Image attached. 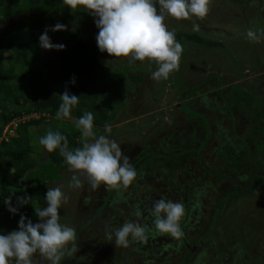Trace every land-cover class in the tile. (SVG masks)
<instances>
[{"label":"rangeland","instance_id":"obj_1","mask_svg":"<svg viewBox=\"0 0 264 264\" xmlns=\"http://www.w3.org/2000/svg\"><path fill=\"white\" fill-rule=\"evenodd\" d=\"M17 6H7L6 14L0 18V34L7 32L6 39L10 38L14 43L22 41L27 46L24 52L17 48L7 51L3 57L6 70L11 68V73L17 76L10 83L14 88L13 95L19 97V102H13V96L4 98V94L0 93V104L4 101L9 112L25 105L22 97L27 93L26 77L30 68L42 69L50 84L61 88L54 49L42 48L37 42L39 34L25 27L29 19H35L36 28H51V13L36 5L27 10ZM156 7L159 10L158 2ZM238 9L233 5L227 6L224 1L211 0L204 20L193 17L178 21L166 16L165 24L170 31L180 32L181 36L175 38L183 47L179 71L171 73L167 80L158 82L151 78V73L157 69L154 63L147 60L130 63L125 57L114 58L107 52H100L97 45L94 46L104 64L135 65L122 73L126 80V98L121 105L115 106V101L110 97L102 99V106L108 105L112 112V117L106 122L111 126V133L105 132V125L94 126L97 136L105 135L120 145L122 153L129 156L130 164L140 147H145L149 154L162 153L165 146L175 143L178 135L194 131L193 127L197 131H194L197 136L194 146L198 144L203 138L201 121L189 116L183 106L202 114L209 124V132L198 155L194 152L184 154L182 164L187 173L183 178L177 176L175 184H171L165 172L146 174L138 171L135 165L137 177L127 189L109 190L101 185L93 191L84 177H80L83 182L81 187H69L73 172L69 167L61 169L60 177L53 180L49 188L61 187L68 197L67 203H62L59 209V222L75 230L78 251L72 257L63 258L60 264H264V186L259 185L234 202H225L211 233L216 241L206 235L219 199L229 190L241 188L251 180L234 175L230 180H223L215 174L218 172L229 176L230 168L234 166L233 160L230 162L224 156L220 145L223 141L221 143L220 140L226 137L233 147L237 134L241 135L249 124L242 108L239 106L238 109L231 101L230 90L234 84H238L249 91L261 93L264 98V35H260L264 30V20L261 17L250 22L251 17L247 16L241 25L233 16L239 13ZM250 9H247L248 12ZM226 16L230 21H226ZM95 19L86 15L76 26L97 28ZM194 24L199 25L198 30L193 29ZM248 29L260 35L259 42L246 37ZM190 34L199 36L203 41L191 40ZM49 37L51 43L55 44L54 36ZM207 41L213 43L207 45ZM132 76L138 78L135 80ZM224 103L231 105L232 114ZM56 113L46 110L32 112L30 116L23 113L28 119L39 120L38 124L29 127L30 142L35 153H43L44 147L39 144V138L49 130L53 131L54 127L76 132L82 147L75 118H57ZM6 124H3V130ZM262 134L259 130L248 134L246 141L253 147L251 149L261 150L264 129ZM1 139H8L3 131ZM253 141L256 143L254 146ZM242 149V145L236 146L231 154H242ZM152 157L149 162L154 160ZM0 162V169L8 167L4 158ZM17 192L19 189H0L2 210L8 208L5 199ZM160 198L180 202L185 207L181 220L184 235L179 240L168 235L153 234L155 230L149 210ZM137 206L141 210L139 218L134 215ZM14 207L18 212L27 209L28 213L24 216L33 223L39 219L35 211L38 204L33 199L26 205L19 202ZM46 207L47 202L41 209ZM126 220L149 225L151 231L148 240L130 241L126 248L116 247L115 230L122 227ZM38 261L40 255L36 253L33 264ZM42 264L47 262L43 261Z\"/></svg>","mask_w":264,"mask_h":264},{"label":"trees","instance_id":"obj_2","mask_svg":"<svg viewBox=\"0 0 264 264\" xmlns=\"http://www.w3.org/2000/svg\"><path fill=\"white\" fill-rule=\"evenodd\" d=\"M18 5L17 8L27 10L36 5L37 8L51 13L49 18L52 19V27L57 23L66 25V30L51 31L48 29V36H54L55 44H63L65 47L62 50L54 49L56 61V72L60 78L61 88L53 87L46 79V73L40 69H28L29 75L26 77L27 93L23 95L22 100L24 106L14 109L9 112L3 101L0 104V136L3 131V124L8 123L13 118H21L23 113L30 114L36 111H48L55 113L58 111L60 103H62L60 95L67 90L70 94L79 97V103L72 109L71 116L77 120L86 111L92 112L94 116V126H103L112 117V112L108 105L102 106L101 102L104 97H110L115 101V106H120L121 102L126 98V80L123 72L134 68L135 65L124 63L114 66L112 64H104L103 58L100 56L94 46L97 45L96 36L99 32L98 28H86V26H76L79 20L86 18V15L94 18L89 12L83 8L73 12L69 7L64 5L63 0H0V18L7 12V6L12 7ZM52 15V17H51ZM28 24L23 25L32 32L39 34V37L44 33L43 27H35V19H29ZM73 25L74 27H71ZM21 28V27H20ZM6 33L0 34V93L4 94V98L13 96V102L18 103L19 97L13 95V86L10 83L12 78H16V74L11 73V68L6 70L3 64V57L9 50L19 48L24 52L27 46L24 42L14 43L12 39H6ZM175 37L181 36L180 32H174ZM189 38L195 41H203L195 34H190ZM39 42V39H37ZM207 45L213 42H205ZM135 80L138 76H132ZM75 78V83H73ZM175 82V81H174ZM176 83V82H175ZM20 88L19 86H15ZM186 89V88H185ZM231 101L237 106H240L243 113L248 117L249 124L243 133L237 134L236 142L231 147V144L226 137L221 139V145L224 156L234 164L230 168V175L225 176L216 172L215 174L223 180H230L231 176H245L246 179H251L245 186L241 188L231 189L225 193L216 203L210 225L206 231V235L216 241L211 233L214 230L217 214L225 202H234L239 198L251 193L259 185L264 186V143L262 142L261 150H253L246 138L253 130L263 132L264 129V98L261 93L249 91L242 88L238 84L230 90ZM227 103H224V105ZM226 108L231 113L232 107L227 104ZM189 116L201 121L202 135L196 146L197 132L193 127L191 132L185 135H178L175 143L165 146L162 153H147L145 147H140L137 155L135 154L132 166L138 167V171H144L146 174L153 172H165L168 175V180L171 184H175L177 176L184 177L187 169L183 166L182 161L184 154L194 152L198 155L200 149L205 144L208 138L209 124L206 118L193 110L183 106ZM239 109V108H238ZM232 114V113H231ZM39 120L29 118L27 120H19L14 128V135H7L6 141L0 140V159H5L8 167L0 169V189L14 188L19 189L17 194L11 196V205H16L17 197H31L38 204V208L46 204V192L49 184L60 177V170L68 168L64 158L60 156L59 150L52 153H47L43 157L42 151L35 153L30 142L29 127L33 124H38ZM199 125V124H198ZM59 131L68 139L69 150H74L81 147L78 134L69 132L61 128L54 127L53 132ZM263 135V134H262ZM225 139H227L225 141ZM225 141V142H224ZM263 141V140H262ZM7 142V143H6ZM242 145V154L234 156L231 154L232 149ZM254 141L253 145L254 146ZM223 145H228L223 147ZM230 146V147H229ZM135 152V153H137ZM143 153H146L143 156ZM141 154L139 157L138 155ZM128 156L127 154H125ZM153 156L152 162L149 158ZM196 155V158H198ZM138 156V157H137ZM129 157V156H128ZM225 158L226 162L227 159ZM139 162V163H138ZM1 163V162H0ZM138 163V164H137ZM138 165V166H137ZM179 165V166H178ZM179 173V174H178ZM23 178V179H21ZM31 199V200H32ZM23 209V208H22ZM21 216L18 212L14 214L8 210H2L0 203V235H6L13 230H19V220ZM40 222L39 219L35 222Z\"/></svg>","mask_w":264,"mask_h":264},{"label":"clouds","instance_id":"obj_3","mask_svg":"<svg viewBox=\"0 0 264 264\" xmlns=\"http://www.w3.org/2000/svg\"><path fill=\"white\" fill-rule=\"evenodd\" d=\"M159 4V10L156 3ZM64 5L73 12L83 8L95 19L99 32L96 42L100 52H107L114 58L125 57L130 63L136 61L154 63L157 69L151 73L155 81L167 80L171 73L179 71L180 57L183 52L181 43L165 24V17L187 20L195 17L204 20L210 10L211 0H63ZM67 26L57 23L51 31L66 30ZM194 24L193 29L198 30ZM48 29L39 37L44 49L62 50L63 44H53ZM260 35H264L261 30ZM260 35L252 29L246 30V37L254 42ZM75 83V78H73ZM57 118H70L72 109L78 105L79 97L67 90L60 95ZM94 116L86 111L75 121L81 133L82 147L69 150L68 139L59 131L49 130L39 138V144L47 153L59 150L69 170L73 172L69 187L82 186L84 177L95 191L101 185L109 190L127 189L137 177V172L129 163V157L122 153L120 145L105 135L97 136L94 131ZM105 132L111 133V126L105 124ZM23 179V178H21ZM31 197H17L21 204H28ZM47 207L35 208L40 222L33 223L24 215L27 209L19 211V230L0 235V264H33V255L39 253L42 264H60L63 258L72 257L78 251L76 232L72 227L62 225L59 209L67 203L68 197L61 187L48 188ZM4 203L12 213L17 208L11 205V197ZM45 205H43L44 207ZM26 211V212H24ZM150 211L154 235H168L179 240L183 235L181 220L185 207L180 202L160 198ZM134 215L139 218L141 210L137 206ZM151 231L149 225L126 220L122 227L115 230V246L128 247L130 241L146 242ZM69 245H71L69 247Z\"/></svg>","mask_w":264,"mask_h":264},{"label":"flooded vegetation","instance_id":"obj_4","mask_svg":"<svg viewBox=\"0 0 264 264\" xmlns=\"http://www.w3.org/2000/svg\"><path fill=\"white\" fill-rule=\"evenodd\" d=\"M220 1H224L227 6L233 5V6H236L237 8L239 7V9H238V11L240 10L239 13H235V14H233V16L234 15L236 16V20L237 21L239 20V23L241 25H243L247 16L251 17L250 22L255 21V19L257 20V18L259 19L261 17L264 20V7H263L264 0H220ZM250 7H251V9H250ZM215 9H217V7ZM247 9H250L249 12ZM252 9H254V10H252ZM254 12H255V14H254ZM213 14H215V11ZM226 15H228V14H226ZM225 18H227V16ZM227 20L230 21V18H227L226 21ZM187 259H188V257H187Z\"/></svg>","mask_w":264,"mask_h":264},{"label":"built area","instance_id":"obj_5","mask_svg":"<svg viewBox=\"0 0 264 264\" xmlns=\"http://www.w3.org/2000/svg\"><path fill=\"white\" fill-rule=\"evenodd\" d=\"M32 115V113L28 114V116ZM27 115L23 114V116L19 119V118H13L12 120H10L6 125H5V128L3 130V133L4 134H7V135H14V128L16 127V123L19 121V120H24V119H28ZM17 120V121H16ZM26 212V211H24Z\"/></svg>","mask_w":264,"mask_h":264},{"label":"water","instance_id":"obj_6","mask_svg":"<svg viewBox=\"0 0 264 264\" xmlns=\"http://www.w3.org/2000/svg\"><path fill=\"white\" fill-rule=\"evenodd\" d=\"M47 156V151L44 149L43 151V157H46Z\"/></svg>","mask_w":264,"mask_h":264}]
</instances>
